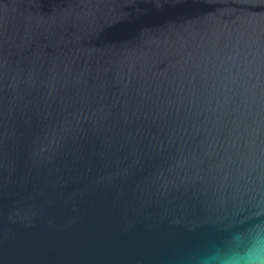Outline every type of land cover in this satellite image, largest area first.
I'll return each mask as SVG.
<instances>
[{"label": "water", "instance_id": "95a60500", "mask_svg": "<svg viewBox=\"0 0 264 264\" xmlns=\"http://www.w3.org/2000/svg\"><path fill=\"white\" fill-rule=\"evenodd\" d=\"M257 246L264 0H0V264Z\"/></svg>", "mask_w": 264, "mask_h": 264}, {"label": "clouds", "instance_id": "9594fccd", "mask_svg": "<svg viewBox=\"0 0 264 264\" xmlns=\"http://www.w3.org/2000/svg\"><path fill=\"white\" fill-rule=\"evenodd\" d=\"M203 264H264V247L257 246L243 254L203 257Z\"/></svg>", "mask_w": 264, "mask_h": 264}]
</instances>
